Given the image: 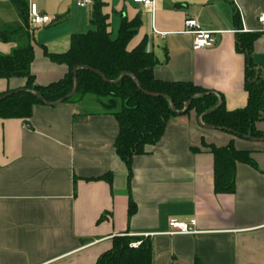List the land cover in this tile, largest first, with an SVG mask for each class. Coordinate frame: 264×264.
<instances>
[{
    "label": "crops",
    "instance_id": "crops-1",
    "mask_svg": "<svg viewBox=\"0 0 264 264\" xmlns=\"http://www.w3.org/2000/svg\"><path fill=\"white\" fill-rule=\"evenodd\" d=\"M26 2L52 19L29 26L30 73L41 86L64 77L67 68L46 54H64L73 35L94 31L97 4L112 40L123 20L140 21L127 50L144 43L159 81L190 83L221 96L227 111L243 109L240 34H257L251 60L264 80V32L257 21L264 0H154L153 12L131 0H92L84 9L70 0ZM190 19L215 33L212 47L192 49V35L183 33ZM2 25L22 26L8 0H0ZM18 42H0V57ZM25 85L22 78L0 79V94ZM198 121L194 113L170 119L161 139L132 159L128 181L113 148L117 123L91 96L36 106L27 122L0 120V264H95L122 236L148 239L152 264H264V140L236 138ZM256 129L264 133V122ZM202 143H232L250 153L255 166H236L233 194L214 192L213 156ZM108 174L111 183L101 179ZM129 200L135 213L128 219ZM171 220L194 221L197 234L167 235Z\"/></svg>",
    "mask_w": 264,
    "mask_h": 264
},
{
    "label": "trees",
    "instance_id": "trees-1",
    "mask_svg": "<svg viewBox=\"0 0 264 264\" xmlns=\"http://www.w3.org/2000/svg\"><path fill=\"white\" fill-rule=\"evenodd\" d=\"M8 1L17 10L22 26L2 25L0 42L16 43L20 37H24V42H18L9 55L0 57V79L22 78L26 85L22 90L0 94V98L5 97L0 101V120L27 122L36 106L78 104L84 97L91 96L96 107L111 114L117 123L118 133L113 148L126 166L128 181L132 159L145 155L146 147L154 146L161 139L167 123L174 117L194 113L205 129L211 128L245 140H264V133L256 129L258 122H264V80L251 60L257 34L236 36V48L245 59L244 91L247 99L243 109L227 111L221 96L190 83L155 79L156 61L145 51V44L132 51L127 50L140 21L123 20L117 38L112 40L98 4L92 17L94 31L73 35L69 50L64 54H46L52 63L67 68L64 77L45 86L36 84L30 73L34 51L27 2ZM188 102L189 108L184 111ZM202 146L213 156L214 192L233 194L236 166H255L250 153L236 150L232 143L224 147L205 143ZM101 179L111 183V174ZM134 213L135 205L129 200L128 219ZM134 242L139 243L138 247H131ZM95 264H152L151 242L140 237L114 238L112 248Z\"/></svg>",
    "mask_w": 264,
    "mask_h": 264
},
{
    "label": "built area",
    "instance_id": "built-area-1",
    "mask_svg": "<svg viewBox=\"0 0 264 264\" xmlns=\"http://www.w3.org/2000/svg\"><path fill=\"white\" fill-rule=\"evenodd\" d=\"M78 8L84 9L91 5L92 0H70ZM134 4L142 5L143 7L154 10V0H131ZM28 19L29 26L31 29L41 28L52 23V19L49 16L41 15L38 11L36 4L30 3L28 7ZM258 24L260 27V32H264V13L258 16ZM155 33V30H153ZM185 34H190L193 37L192 49L202 50L212 47L214 44V32L200 30L197 22L195 20H186L184 22V32ZM169 231L167 235H195L197 231L195 230V222L190 221L189 223L177 222L171 220L168 223ZM139 243L135 242L131 244L132 248L138 247Z\"/></svg>",
    "mask_w": 264,
    "mask_h": 264
},
{
    "label": "water",
    "instance_id": "water-1",
    "mask_svg": "<svg viewBox=\"0 0 264 264\" xmlns=\"http://www.w3.org/2000/svg\"><path fill=\"white\" fill-rule=\"evenodd\" d=\"M74 92H75V91H74ZM74 92H73V93H74ZM4 98H5V97H1V98H0V101H2ZM56 105H58V104H56ZM189 105H190V102L187 103V105H186L184 111H186V110L189 108ZM198 120H199V121H198L199 124H200V125H203V124L201 123V119H198ZM207 129H208V128H207ZM210 129H211V128H210Z\"/></svg>",
    "mask_w": 264,
    "mask_h": 264
}]
</instances>
